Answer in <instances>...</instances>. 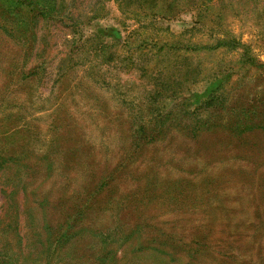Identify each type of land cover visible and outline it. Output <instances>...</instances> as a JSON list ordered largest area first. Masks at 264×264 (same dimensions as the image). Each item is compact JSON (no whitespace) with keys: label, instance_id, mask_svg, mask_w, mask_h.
<instances>
[{"label":"rangeland","instance_id":"374dc122","mask_svg":"<svg viewBox=\"0 0 264 264\" xmlns=\"http://www.w3.org/2000/svg\"><path fill=\"white\" fill-rule=\"evenodd\" d=\"M63 12L0 0V264H264V0H213L203 25ZM227 32L243 46L156 51Z\"/></svg>","mask_w":264,"mask_h":264},{"label":"trees","instance_id":"16d2710c","mask_svg":"<svg viewBox=\"0 0 264 264\" xmlns=\"http://www.w3.org/2000/svg\"><path fill=\"white\" fill-rule=\"evenodd\" d=\"M117 3L119 10L123 13L127 12L128 15L132 16L133 18L142 17L143 19L151 18L153 20L171 18L177 15V12L182 9H187L188 11H192L195 13L196 20L194 24H204L205 11L211 1L213 0H114ZM69 4V0H43V8L48 9L50 12H55L58 16H62V10H65V4ZM213 5V4H212ZM64 8V9H63ZM79 15H74L73 24L83 22L82 18L85 19H93L99 16L97 11H87L86 13L82 14V9L80 8ZM142 19V21H143ZM98 34H96L97 37ZM87 40V39H85ZM84 41V40H83ZM146 40H142V43H145ZM243 45L240 41L230 32L223 33L222 37H218L215 40L213 45H205L202 43H195V44H188L187 45H172L171 43H162L160 47L156 49L157 52L160 53L163 57H172L171 53H176L180 51L186 52H195V51H202V50H214L218 48H227L229 50H234L238 47H242ZM248 61V59H246ZM190 61V59L188 60ZM189 65V62L184 65L185 69L182 71L183 76H187L192 82L201 80L196 79L195 77L199 76L200 69L195 65ZM181 71V66L178 65L175 69L173 68L170 71L166 72L167 82L163 81L162 74L164 73L162 69L156 70L159 72L161 83H160V90L159 92H163L164 90H170V92L175 93L178 89L177 82L171 83L168 81L169 77H174V72L178 74ZM178 77V81H179ZM202 78V77H201ZM176 86V87H175ZM217 90V89H216ZM210 92V91H209ZM169 96V95H165ZM221 92L213 91L210 92L208 95L209 100H207L208 105L215 106L216 103L220 104ZM218 108V107H216ZM192 131L198 132V129H193ZM64 234V233H63Z\"/></svg>","mask_w":264,"mask_h":264}]
</instances>
